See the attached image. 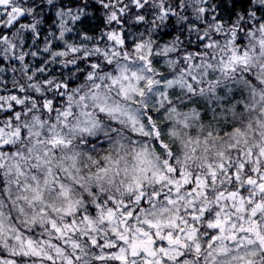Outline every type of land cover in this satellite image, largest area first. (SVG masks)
<instances>
[{"label": "clouds", "instance_id": "1", "mask_svg": "<svg viewBox=\"0 0 264 264\" xmlns=\"http://www.w3.org/2000/svg\"><path fill=\"white\" fill-rule=\"evenodd\" d=\"M143 3L35 0L32 79L0 66V92L30 97L11 125L0 110V264H264V191L245 183L264 174V0ZM218 211L236 227H210Z\"/></svg>", "mask_w": 264, "mask_h": 264}, {"label": "snow or ice", "instance_id": "2", "mask_svg": "<svg viewBox=\"0 0 264 264\" xmlns=\"http://www.w3.org/2000/svg\"><path fill=\"white\" fill-rule=\"evenodd\" d=\"M34 4L35 0H0V66L4 67V71H7L8 68L11 66H18L21 73L29 80L32 79L31 73V64L29 57H34L37 53L36 51H33L29 47V43L27 41H30L36 36H40L41 33L37 31V25L34 21V19H31L34 14ZM134 9H139L140 13H143L145 9L147 8V5L143 3V0H133ZM86 7V6H85ZM100 7L108 8V7H115V5H109L107 3L101 5ZM80 9H77V12H79ZM201 12H203L206 16L208 14V11L206 8L200 9ZM257 11H260V9H257ZM124 12V7H119L115 12H113V20H118L121 18V15ZM121 14V15H118ZM160 13L162 16L169 17V20H171V17L175 15L174 12L170 13L167 9V6L160 9ZM227 13L229 16V20H231V16L235 15V12L231 9H227L226 7L222 10L221 15L217 16V20L222 21L223 15ZM249 14L250 13H246ZM59 15V13H57ZM144 19L143 15L138 14L137 20L142 21ZM262 19H264V16H262ZM82 21L79 19L77 15H70L67 20H61L60 21V31L61 34H64V29L68 27V25H78L81 24ZM251 27V25H249ZM264 27V25H262ZM24 33V35H22ZM109 38H114V33H109ZM126 35V34H122ZM235 36V34H233ZM69 40H71V37H68ZM207 40V36H201L200 41L201 44H204V41ZM122 42V41H121ZM206 47H211V42H209ZM50 48L57 50V55H68L71 53L72 55L77 54L78 49L74 45H62L60 43H52L49 45ZM143 59V57H140ZM6 61H9L10 64L6 63ZM41 63V62H38ZM83 63V61H81ZM111 63V61H109ZM98 65L93 63L91 64L90 68L88 69V75L89 79L93 78V72L91 69L97 68ZM55 71V70H53ZM8 78H4V83L7 84ZM151 84V81L148 82ZM45 85H51L53 87V90L57 93V95L60 98H63V90L67 89L70 84L64 83L61 81H52L48 78L44 79ZM71 99V97H69ZM30 100V97L23 95V88L20 89H12L10 91L0 92V110H2L3 115L8 117L9 125H11L13 117L16 119H19L20 112L17 110L18 106L23 105L27 103ZM56 101L53 99H45L43 101V107L48 111H53L55 108ZM5 105L7 107H5ZM67 114V113H64ZM20 130L17 129V132ZM3 137L0 136V140H2ZM245 167L244 164L240 165V168L243 169ZM232 175L234 176L235 180L240 179L239 172H233ZM245 183L249 187H256L260 189L261 191H264V174H259L255 179L251 174H249L246 179ZM142 195V194H141ZM230 197H237L239 196L242 203V210L247 211V206L243 204V191L240 193H237L235 190L232 192L226 194ZM255 195V192L250 193L248 196V204H252V197ZM99 207V205H97ZM219 207V205H218ZM261 207V202H257L255 206L252 209V215H257L256 209ZM202 212L205 213V215H211L208 213L205 209H201ZM132 213L125 212V217L131 216ZM217 218L214 221H210V227L216 228L219 233H224L225 228L231 224L233 228L236 227L234 223H232V217L230 215H226L224 217H220L219 211L216 213ZM198 218V217H197ZM55 227V225H53ZM56 231L59 232L60 229L56 228ZM234 235V234H233ZM217 235L213 234L211 236V239L209 241L210 245L212 242L217 240ZM150 240H154L153 237L149 236ZM169 241L171 240V234H169L168 238ZM29 243H31L29 241ZM92 244H96V240L91 241ZM199 250V245H197V251ZM121 253H123L125 250L121 248L119 250ZM148 250L145 249V252ZM161 251H164L163 248H161ZM143 254V253H142ZM133 256L136 255L135 252L132 253ZM182 258V257H181ZM78 259V257H77ZM129 257L127 254L120 255L117 254L115 256L116 264H128ZM69 264H71V261H69ZM144 264H151L150 260H146Z\"/></svg>", "mask_w": 264, "mask_h": 264}]
</instances>
